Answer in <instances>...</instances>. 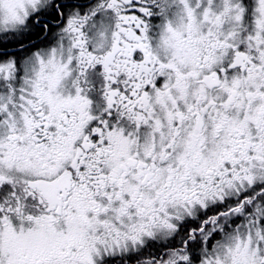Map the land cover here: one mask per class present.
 Returning a JSON list of instances; mask_svg holds the SVG:
<instances>
[{
	"label": "snow or ice",
	"instance_id": "snow-or-ice-1",
	"mask_svg": "<svg viewBox=\"0 0 264 264\" xmlns=\"http://www.w3.org/2000/svg\"><path fill=\"white\" fill-rule=\"evenodd\" d=\"M0 264H264V0H0Z\"/></svg>",
	"mask_w": 264,
	"mask_h": 264
}]
</instances>
